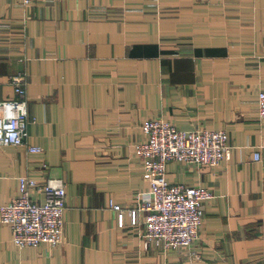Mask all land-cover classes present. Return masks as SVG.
I'll return each instance as SVG.
<instances>
[{"label": "crops", "instance_id": "0c3cea01", "mask_svg": "<svg viewBox=\"0 0 264 264\" xmlns=\"http://www.w3.org/2000/svg\"><path fill=\"white\" fill-rule=\"evenodd\" d=\"M20 70L27 134L0 145V204L18 175L63 178V240L19 247L0 223V264H264V0H0V99ZM150 118L228 133L215 167L166 165L168 182L212 191L190 248L145 249L144 213L129 223L150 191L132 150Z\"/></svg>", "mask_w": 264, "mask_h": 264}, {"label": "built area", "instance_id": "2783aa9c", "mask_svg": "<svg viewBox=\"0 0 264 264\" xmlns=\"http://www.w3.org/2000/svg\"><path fill=\"white\" fill-rule=\"evenodd\" d=\"M29 0H24L28 2ZM14 96L0 99V145H21L27 134L26 73L23 70L8 76ZM257 116L264 125V89L257 93ZM144 139L132 146L141 158L150 191L140 204L128 210L129 223L138 225V210L144 213L140 238L145 249L162 250L190 248L197 239L203 222L204 202L212 191L202 185L170 183L166 179V165L170 160L211 168L231 153L225 129L197 127L180 129L162 118H150L140 124ZM30 151H41L29 146ZM252 158L264 159V136L255 147ZM46 166V164H43ZM66 184L61 177L44 181L24 175L17 176V192L0 204V223L11 230V241L19 247L46 243L54 246L63 240ZM39 196V197H38ZM117 210V221L123 226V209L109 202ZM199 256L198 253H194Z\"/></svg>", "mask_w": 264, "mask_h": 264}]
</instances>
